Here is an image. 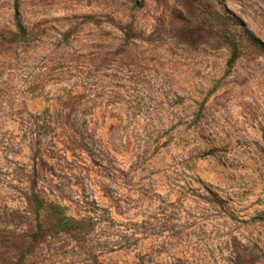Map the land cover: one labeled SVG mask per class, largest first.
Returning <instances> with one entry per match:
<instances>
[{
    "label": "rangeland",
    "instance_id": "rangeland-1",
    "mask_svg": "<svg viewBox=\"0 0 264 264\" xmlns=\"http://www.w3.org/2000/svg\"><path fill=\"white\" fill-rule=\"evenodd\" d=\"M0 264H264V0H0Z\"/></svg>",
    "mask_w": 264,
    "mask_h": 264
},
{
    "label": "trees",
    "instance_id": "trees-1",
    "mask_svg": "<svg viewBox=\"0 0 264 264\" xmlns=\"http://www.w3.org/2000/svg\"><path fill=\"white\" fill-rule=\"evenodd\" d=\"M236 55H233L231 60H230V63L234 62L235 59H236ZM74 224V221H72L71 218L69 217H61L60 219V227L61 228H67V227H70Z\"/></svg>",
    "mask_w": 264,
    "mask_h": 264
}]
</instances>
